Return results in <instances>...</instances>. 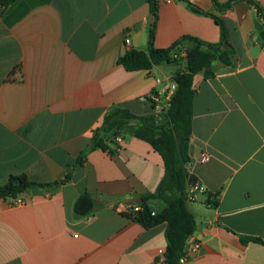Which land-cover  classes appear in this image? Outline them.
I'll use <instances>...</instances> for the list:
<instances>
[{
	"label": "crops",
	"instance_id": "crops-1",
	"mask_svg": "<svg viewBox=\"0 0 264 264\" xmlns=\"http://www.w3.org/2000/svg\"><path fill=\"white\" fill-rule=\"evenodd\" d=\"M154 1L156 15L151 0L0 2V187L22 175L56 183L21 194L23 204L0 199V264H165L166 225L146 229L132 213L157 190L161 155L127 135L122 155L110 143L79 158L110 110L159 113L150 95L167 106L186 69L182 60L130 72L120 59L146 51L151 29L156 49L185 36L219 43L217 19L235 55L231 66L215 61L212 78H194L189 171L205 191L188 201L190 241L201 250L186 264H264V21L244 0L227 10L218 5L232 0ZM85 193L95 207L79 216ZM248 237L262 243L244 244Z\"/></svg>",
	"mask_w": 264,
	"mask_h": 264
},
{
	"label": "trees",
	"instance_id": "trees-1",
	"mask_svg": "<svg viewBox=\"0 0 264 264\" xmlns=\"http://www.w3.org/2000/svg\"><path fill=\"white\" fill-rule=\"evenodd\" d=\"M16 0H0L3 6H8ZM240 0H232L225 6L218 5L227 10ZM255 6L264 21V11L255 0H244ZM152 11L157 14L154 0H151ZM195 11L202 10L193 7ZM221 27L219 43L211 44L198 38L185 36L167 49L154 47L155 29L149 34V45L146 51L131 50L119 61L127 71L152 70L163 63H175L172 59L174 52L180 51L183 44H187L186 69L175 74L174 80L177 90L171 98L169 107L159 113L141 116L125 107L110 110L93 135L88 151L79 158V164H84L87 153L95 149L108 150L110 143H116L117 137L131 135L139 140L149 143L158 152L164 162L165 174L154 193L145 195L142 199L144 210L139 212L136 220L146 229H153L166 225L167 249L164 253L165 264H178L183 256L187 241L196 231L197 223L194 214L188 208V186L196 182L190 173L188 164L191 162L190 143L192 140L193 108L196 90L194 78L204 72L205 78H212V64L220 61L231 66L235 49L229 41L228 29L222 20L217 19ZM264 24V23H263ZM259 31L264 37V30ZM153 109L156 108L151 102ZM53 184H37L27 176H12L8 184L0 187V199H16L21 194L37 187L50 188ZM160 201L164 208L157 211L149 203ZM95 202L91 194L85 193L75 204V211L79 216H87L93 212ZM155 212L153 215L152 213ZM262 243L258 238H244L243 243Z\"/></svg>",
	"mask_w": 264,
	"mask_h": 264
},
{
	"label": "built area",
	"instance_id": "built-area-1",
	"mask_svg": "<svg viewBox=\"0 0 264 264\" xmlns=\"http://www.w3.org/2000/svg\"><path fill=\"white\" fill-rule=\"evenodd\" d=\"M166 1L167 2H171L173 0H166ZM130 43H131L130 38H127L126 39V44L129 45ZM172 59L175 62L182 61V60L186 61L187 60V50L186 49L185 50L182 49L180 51L174 52L172 54ZM173 89H177L176 85L173 86ZM149 100L151 102L155 103L156 109L160 110L159 112L167 109L169 107V104H170V102H169V104L167 106L160 107L159 97L155 93H152L150 95ZM115 142L119 146L118 149H117V152L119 153V155H122L124 153V149L122 148L121 144L124 143V138L119 136V137L116 138ZM209 160H210V156L207 155V154H204L203 157H202V162H208ZM188 167H189V164H188ZM203 191H205V188L199 182L196 181L194 183L189 184V186H188V197H189V200L193 201L195 199L196 194L200 193V192H203ZM23 203H24L23 200L22 199H18V198H16L15 201H14L15 205L23 204ZM143 210H144L143 206H137V207H135L132 210V213L138 214L139 212H141ZM152 214L154 215L155 212H153ZM200 250H201V243H199V242H194L193 243L189 239L187 241V243H186L185 248H184L183 256L180 258L178 264H186V263H188L191 259H193L194 257H196L199 254Z\"/></svg>",
	"mask_w": 264,
	"mask_h": 264
}]
</instances>
